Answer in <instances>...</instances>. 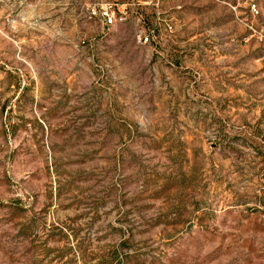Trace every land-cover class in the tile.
<instances>
[{
	"label": "rangeland",
	"instance_id": "rangeland-1",
	"mask_svg": "<svg viewBox=\"0 0 264 264\" xmlns=\"http://www.w3.org/2000/svg\"><path fill=\"white\" fill-rule=\"evenodd\" d=\"M101 1L0 0V264H264V0Z\"/></svg>",
	"mask_w": 264,
	"mask_h": 264
},
{
	"label": "built area",
	"instance_id": "built-area-1",
	"mask_svg": "<svg viewBox=\"0 0 264 264\" xmlns=\"http://www.w3.org/2000/svg\"><path fill=\"white\" fill-rule=\"evenodd\" d=\"M173 0H129L126 3H118L115 1H101L88 8V14L92 17L98 18L104 26L111 27L116 25L125 24L130 16L134 13V8L144 9L152 8L157 16V21L162 20L163 29L166 32L172 30V22L169 18L162 19L163 15L166 16V10L162 11V8H167V5ZM171 8L180 9L179 4H175ZM253 10L254 7H252ZM162 16V17H160ZM167 17V16H166ZM142 18L141 14L137 17L138 20ZM156 28L148 27L139 29L136 32V39L141 44H150L156 40Z\"/></svg>",
	"mask_w": 264,
	"mask_h": 264
}]
</instances>
